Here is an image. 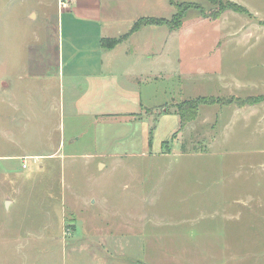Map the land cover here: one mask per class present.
Returning <instances> with one entry per match:
<instances>
[{
    "label": "rangeland",
    "instance_id": "obj_1",
    "mask_svg": "<svg viewBox=\"0 0 264 264\" xmlns=\"http://www.w3.org/2000/svg\"><path fill=\"white\" fill-rule=\"evenodd\" d=\"M225 1L177 3L185 27L167 46L174 72L141 83L148 106L213 98L182 139L176 112L78 128L65 114V149L51 159L0 160V264H264V102L236 110L264 95V28L247 36L242 16L211 18ZM56 12L55 0H0V80L7 66L52 73ZM227 19L233 30L216 29ZM49 132L32 123L11 141L0 136V156L50 152L58 134ZM197 149L203 154L184 153Z\"/></svg>",
    "mask_w": 264,
    "mask_h": 264
},
{
    "label": "crops",
    "instance_id": "obj_2",
    "mask_svg": "<svg viewBox=\"0 0 264 264\" xmlns=\"http://www.w3.org/2000/svg\"><path fill=\"white\" fill-rule=\"evenodd\" d=\"M55 1L58 43L55 67L52 73L46 70L44 73L31 74L25 67L9 74L7 66L0 80V136H6L7 142L11 141L15 137V131L27 128L28 124L38 123L41 129L50 130L48 134L51 138L57 132V147L47 153L6 154L0 156V160L51 159L52 155L65 149V133L64 127L62 128L65 114L66 119L71 121L69 126L72 128H78V124L84 120L94 123L122 120L126 124H140L145 123L151 113H158L163 107L146 105L141 83L162 80L174 72L169 70L167 46L169 40L185 27V18L182 17L180 26L175 28H170L167 24L141 23L134 31L131 30L136 22L147 18L170 20L176 13L171 1L181 3L185 0H61L65 2L64 6L60 4V0ZM228 1L241 5L249 12V15H244L231 10L230 14L228 11L223 14L227 18H232L233 13L236 17L242 16L238 18V25L245 35L253 34L255 26L264 28V0ZM200 15H197L200 20L212 21ZM248 18L256 21L252 26L249 24L250 28L245 20ZM223 22L222 27L216 25L215 21L212 23L216 25V29L233 30L232 21L227 19ZM228 32L232 33L231 30ZM110 39H117L118 42L112 47L105 46L103 40ZM9 63L6 60L5 65ZM21 65H25L24 61ZM44 77L49 83L37 86V78ZM54 81L59 88L52 90L54 86L51 83H55ZM195 86L200 87L198 83ZM188 96L183 100L197 97ZM245 106L248 105L236 106V110ZM175 110L176 106L169 107V111L161 115H169ZM178 119L180 124L179 115ZM184 130L179 131L178 127V139H182L180 136ZM73 136L75 138L76 133ZM73 142L74 139L70 141ZM203 151L184 150V153L194 157L202 155ZM168 152L169 149H161V153L165 155ZM21 166L25 167L23 164ZM4 200L8 207L14 203L9 195H5ZM225 207H228L227 203ZM226 209L224 208L225 211ZM63 223L64 220L60 224L61 235L65 234Z\"/></svg>",
    "mask_w": 264,
    "mask_h": 264
},
{
    "label": "trees",
    "instance_id": "obj_3",
    "mask_svg": "<svg viewBox=\"0 0 264 264\" xmlns=\"http://www.w3.org/2000/svg\"><path fill=\"white\" fill-rule=\"evenodd\" d=\"M212 1V0H211ZM174 7L176 8V13L172 16L170 20H158L155 18H147L144 20H140L135 23L131 31H134L141 23L146 24H167L170 28H175L180 26L181 22L180 19L184 16V10H178L177 3H174L171 1ZM214 2V1H213ZM196 8L200 9L201 16L203 17H211L213 19H217L220 14L226 10H232L238 13H242L245 15H249V12L242 7L241 5L231 2V1H225L224 7L220 5L219 10L216 11V13L207 15L202 8H200L198 5H195ZM177 20V21H176ZM175 21V22H174ZM118 42L117 39H110V40H103V43L106 44L107 47H112L114 44ZM211 100L213 101V98H205V97H197L195 99L191 100H185L183 102L177 103L176 106V112L180 117V124H179V131L182 130L187 123L190 121L196 119L198 108L201 104H207L211 103ZM264 101V96H254V97H246L241 99L237 102L238 106H244V105H253L259 102ZM169 111V107L164 106L160 109L158 114L166 113Z\"/></svg>",
    "mask_w": 264,
    "mask_h": 264
},
{
    "label": "built area",
    "instance_id": "obj_4",
    "mask_svg": "<svg viewBox=\"0 0 264 264\" xmlns=\"http://www.w3.org/2000/svg\"><path fill=\"white\" fill-rule=\"evenodd\" d=\"M60 4L62 5V6H64L65 5V2L64 1H61L60 0ZM25 158H23V160H24ZM26 160V159H25ZM23 166H25V163L23 162Z\"/></svg>",
    "mask_w": 264,
    "mask_h": 264
}]
</instances>
